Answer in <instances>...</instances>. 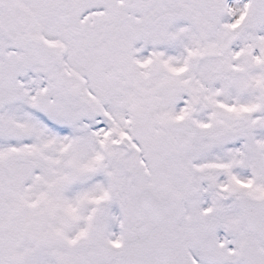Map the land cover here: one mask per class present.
<instances>
[{
  "label": "snow or ice",
  "instance_id": "1",
  "mask_svg": "<svg viewBox=\"0 0 264 264\" xmlns=\"http://www.w3.org/2000/svg\"><path fill=\"white\" fill-rule=\"evenodd\" d=\"M0 264H264V0H0Z\"/></svg>",
  "mask_w": 264,
  "mask_h": 264
}]
</instances>
